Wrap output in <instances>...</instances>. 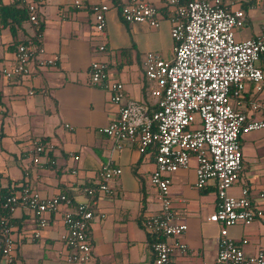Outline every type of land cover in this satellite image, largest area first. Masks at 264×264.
I'll list each match as a JSON object with an SVG mask.
<instances>
[{
    "label": "crops",
    "instance_id": "0c3cea01",
    "mask_svg": "<svg viewBox=\"0 0 264 264\" xmlns=\"http://www.w3.org/2000/svg\"><path fill=\"white\" fill-rule=\"evenodd\" d=\"M16 1L0 0V5ZM36 1H40L38 6L42 9L40 19L38 8L32 3ZM71 1L20 0L23 7L34 5L37 26L25 20L11 31L0 21V70L12 66L17 44L37 36L45 54L58 57L53 67L37 68L30 63L29 75L20 78L6 80L0 73V189L28 186L42 198L64 194L74 204L82 198L84 188L95 185L103 165L110 163L121 173L107 182L112 194L98 196L87 228L92 264H152L151 244L155 237L144 230L143 221L160 208L155 189L148 181L154 149L139 154L135 143L118 145L98 132L115 118L117 109L107 92L90 85L88 65L95 59L106 62L109 79L123 86L128 100L147 108L154 106L155 101L146 98L154 86L146 84L149 81L143 75V59L163 37L170 41L173 56L169 22L166 16H160L156 29L143 23L127 24L118 14L116 0H83L84 5L78 10ZM143 1L161 12L165 10L161 0ZM95 3L109 7L103 35L95 31L89 10ZM234 8L244 13V25L235 31V41L253 39L264 30V0H238ZM4 30L7 33L1 34ZM96 41L105 48L103 53L94 49ZM256 66L264 71V51ZM240 101L238 106L236 99L230 98L233 109L242 112L246 121L252 119L250 104L264 110V88L257 92L247 83ZM34 141L44 146L52 144L54 149L36 156ZM238 145V183L254 199L264 177V129L241 132ZM35 157L37 162H33ZM194 168L195 160L190 157L187 168L169 175L173 223L186 226L181 240L187 251L184 255L173 254L168 264H216L220 225L207 220L216 208L215 188L208 182L202 189H195ZM228 193L238 196V187ZM261 208L262 219L227 228L233 241L246 240L242 246L246 254L264 250V205ZM65 210L62 206L58 213L46 216L47 226L39 231L37 239L32 238L37 230L32 214L22 208L13 212L10 236L17 264H67L59 240L64 231L61 215Z\"/></svg>",
    "mask_w": 264,
    "mask_h": 264
},
{
    "label": "built area",
    "instance_id": "2783aa9c",
    "mask_svg": "<svg viewBox=\"0 0 264 264\" xmlns=\"http://www.w3.org/2000/svg\"><path fill=\"white\" fill-rule=\"evenodd\" d=\"M116 1L118 14L127 24L143 23L156 29L159 17L166 16L173 43L170 60L152 52L144 55V78L154 83L149 93L155 99L154 110L128 100L123 86L109 79L106 62L91 60L88 65L90 85L107 92L117 109L115 118L98 132L118 145L135 143L139 154L154 149L148 181L155 189L160 208L143 221L144 230L157 239L152 244V264H168L173 254L184 255L187 251L181 240L186 226L173 223L169 175L187 168L190 157L195 160L194 188L202 189L208 182L215 188L216 208L207 220L220 225L216 264H264V250L246 254L242 250L246 240L235 242L227 235L228 227L246 226L263 217L264 177L254 199L248 189L238 183L241 171L238 136L241 132L264 129V110L250 104L254 117L246 121L242 112L233 109L230 98L236 99L239 106L247 83L257 92L264 88V71L256 66L264 51V30L253 39L235 41V31L244 25L243 11L234 8L238 0H161L164 12L143 0ZM83 5V0L71 1L76 10ZM108 8L102 3L89 7L94 29L101 35ZM25 9L29 22L35 24L34 5L27 4ZM104 49L101 45L97 51ZM57 62L58 57L45 54L37 36L17 44L12 66L1 69L0 73L10 80L29 75L30 63L46 68ZM2 111L0 102V115ZM32 144L36 156L54 149V145L44 146L39 141ZM33 162H37V157ZM120 173L118 168L105 163L97 174L95 185L84 188L82 198L74 204L64 194L42 198L28 186H20L3 197L0 201V264H17L10 236V217L16 209L22 208L32 214L37 227L32 238L37 239L39 231L47 226L46 216L58 213L62 206L66 210L61 215L64 231L59 240L65 250L64 262L92 264L87 228L98 196L112 194L107 182ZM233 187H238L236 197L228 193Z\"/></svg>",
    "mask_w": 264,
    "mask_h": 264
},
{
    "label": "trees",
    "instance_id": "16d2710c",
    "mask_svg": "<svg viewBox=\"0 0 264 264\" xmlns=\"http://www.w3.org/2000/svg\"><path fill=\"white\" fill-rule=\"evenodd\" d=\"M25 20L29 21L28 20V14L26 12L25 7H23V4H21L20 0H17L16 2H13L9 5H0V21L3 23V26H9L11 31H12V28L14 27V25H17V24H19ZM35 26H37V24ZM37 34L39 35V33H37ZM148 109L154 110L155 106H151ZM17 189H14V190L13 189H11V190L0 189V201L3 197L8 196V195L14 193L15 191H17ZM153 237H155V236H153ZM156 240L157 239L155 237L154 242ZM152 244H151V250H152Z\"/></svg>",
    "mask_w": 264,
    "mask_h": 264
},
{
    "label": "rangeland",
    "instance_id": "374dc122",
    "mask_svg": "<svg viewBox=\"0 0 264 264\" xmlns=\"http://www.w3.org/2000/svg\"><path fill=\"white\" fill-rule=\"evenodd\" d=\"M36 8H38V16H39V19L40 17L42 16L41 12H42V9H41V6H38L40 1H36V2H32ZM38 6V7H37ZM170 10V9H169ZM3 33H7V30H4V32H1V34ZM20 37L18 36L16 39H19ZM99 44L101 43H98L97 41L93 43V47L95 50H97V47L99 46ZM103 44V43H102ZM170 48H171V43L169 40H167L166 37H163L160 42H158L157 44L153 45V47L150 49L152 50L151 52L158 55L160 58H167V59H171L172 58V54L170 52ZM142 52V51H141ZM97 53H103V52H97ZM141 58H142V55H141ZM96 60V59H95ZM147 86L149 87H153L154 86V83L153 82H147L146 83ZM146 98L148 101L150 102H154L155 99L152 98L150 96V94L146 93ZM191 128H195V127H191ZM27 211V210H26ZM29 214H31L29 211H27Z\"/></svg>",
    "mask_w": 264,
    "mask_h": 264
}]
</instances>
